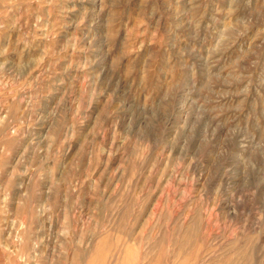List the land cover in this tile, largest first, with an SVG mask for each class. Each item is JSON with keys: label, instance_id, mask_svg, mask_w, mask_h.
Here are the masks:
<instances>
[{"label": "rangeland", "instance_id": "374dc122", "mask_svg": "<svg viewBox=\"0 0 264 264\" xmlns=\"http://www.w3.org/2000/svg\"><path fill=\"white\" fill-rule=\"evenodd\" d=\"M0 264H264V0H0Z\"/></svg>", "mask_w": 264, "mask_h": 264}]
</instances>
